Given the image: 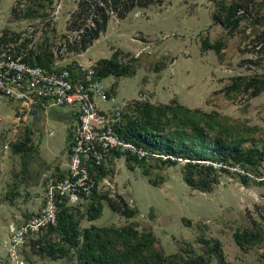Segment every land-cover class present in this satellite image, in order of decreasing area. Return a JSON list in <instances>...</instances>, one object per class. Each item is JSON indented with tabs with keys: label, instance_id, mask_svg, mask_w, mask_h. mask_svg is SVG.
<instances>
[{
	"label": "rangeland",
	"instance_id": "1",
	"mask_svg": "<svg viewBox=\"0 0 264 264\" xmlns=\"http://www.w3.org/2000/svg\"><path fill=\"white\" fill-rule=\"evenodd\" d=\"M78 1L0 0V35L13 31L17 40L8 45L14 51L43 50L45 57L60 65L82 57L99 60L116 50L132 74L112 76L109 96L116 84L120 98L138 92L154 103L178 98L203 117L169 115L164 131L174 139L163 147L153 143L154 156L142 160L113 156L108 162L113 172L109 183L101 180L100 191L82 208L71 209L72 223L79 231L95 225L133 230L137 238L153 234L156 240L150 249L138 252L137 260L128 264H147L158 257L161 264L167 260L185 264L187 255L207 264H264V158L252 166L230 158L167 155L197 137L191 127L195 118L202 126L206 150L220 142L239 150L264 144V18L245 17L237 28L228 30L213 22L218 0H160L134 8L122 19L111 15L105 31L76 53L68 49L67 41L77 35L68 22L78 10ZM215 41L222 42L219 51L203 45ZM256 88L261 90L253 94ZM61 137L56 134L47 141L60 152L65 146ZM7 150L13 152L10 144ZM206 160L215 165H207ZM109 199L121 208L112 210ZM98 203L100 211L89 219L91 205ZM124 207L133 213L122 212ZM234 231L251 233L243 249L234 241ZM100 236L115 255H134L135 240L130 236L124 241L110 231ZM208 238L219 242L218 255L202 242ZM47 244L52 246L50 254L37 244H27L29 264H76L72 246L62 240ZM60 246L62 253L56 250Z\"/></svg>",
	"mask_w": 264,
	"mask_h": 264
},
{
	"label": "trees",
	"instance_id": "2",
	"mask_svg": "<svg viewBox=\"0 0 264 264\" xmlns=\"http://www.w3.org/2000/svg\"><path fill=\"white\" fill-rule=\"evenodd\" d=\"M155 1L160 0H79L78 10L72 14L71 19L68 22V27L70 29L77 30V35L73 40L67 41L68 49L76 53L84 51L92 44L93 40L98 38L101 32L105 31L108 19L111 15H115L122 19L125 18L127 13L132 9L146 8ZM215 12H219L220 15L217 16L216 13L212 14L214 23H218L228 30L235 29L245 17H254L255 20H262L264 18V0H218ZM16 40L17 37L13 31L5 30L0 36V44L2 43L4 48H6L8 43ZM221 43V41H215L213 43L206 42L203 45H205V48H213L214 50L219 51ZM44 54L43 50L39 53H24V59L32 64H40L48 67L54 65V62L49 60L48 57H45ZM95 69L97 75L101 79L110 75L119 77L121 75L126 76L132 74L130 66L118 58V52L116 50L111 53L110 57L97 60ZM259 90L261 89L256 88L253 94L257 93ZM199 112L198 109L186 107L178 103L176 100H171L168 103H153L147 99L144 102H137L126 108L120 118L113 122V126L115 131L122 137L141 145L149 153H155L152 146L153 143L163 147L168 145L171 138L174 139L172 135H170L171 133L164 131V122L168 120L169 115L175 117L178 116L179 119L181 117H183V119L184 117H189L188 114H191L194 117H203ZM196 119L197 118L192 119L191 127H193V134L197 135V137L191 140L189 146H179L168 150V157L171 158L172 156V159L176 157L189 159L210 158L222 159L224 161L230 158L236 163H248L252 166H257L259 161L264 158V144H262L261 147L253 146L248 150H239L229 147V144L225 145V143L220 142L218 144H212V148L206 150V147L204 146L205 138L201 136L203 134L202 126ZM25 142L26 141L17 143L10 142V146L12 149H27L29 146ZM126 156L135 160H142L137 159L132 155ZM111 158L112 156L108 161H110ZM208 169L212 170L213 168L210 165ZM96 170V177L98 180H101L106 175L111 176L113 174L109 164H102L101 166H98ZM98 191L100 190H94L85 201L89 200ZM108 203L112 210H119L121 208L112 199H109ZM82 207L83 204L82 206L62 205L57 214L56 223L44 230L41 235L36 238H31L28 243L32 246L37 244L38 248L44 253L50 254L52 253V246L49 247L47 243L50 241L55 242L62 240L63 243H67L75 249L76 264H128L131 259L137 260L136 254L138 252L148 251L156 240L155 236L149 232L144 233L140 238H137L135 235L136 232L126 228H103L90 225L79 231L76 228V224L72 223L71 209ZM101 207L102 205L100 203L91 205L88 216L89 219L96 217L97 212L100 211ZM122 212H125L127 215L133 213V211L127 207H124ZM106 231L114 233L116 238L122 239L123 241L127 236L133 238V240H135L133 246L134 255H129L126 252L115 255L106 244L108 240H104V238L100 236V232ZM58 232H60V234L62 233V235H57ZM250 235L251 233L245 231H234L233 238L243 249L245 240H248ZM55 237H57V239H54ZM202 242L208 246L211 252L217 254L216 251L219 246L217 240H214L212 243V239L208 238L202 239ZM56 250L62 253V246ZM180 251L187 255V250L185 248H182ZM24 254L27 259L26 253ZM219 260H221V255H219ZM160 261L161 258L158 257V260L150 261L147 264H161ZM165 264H169L168 260L165 261ZM185 264H207V261L200 257L198 258L196 256L187 255Z\"/></svg>",
	"mask_w": 264,
	"mask_h": 264
},
{
	"label": "built area",
	"instance_id": "3",
	"mask_svg": "<svg viewBox=\"0 0 264 264\" xmlns=\"http://www.w3.org/2000/svg\"><path fill=\"white\" fill-rule=\"evenodd\" d=\"M95 66L93 61L77 60L64 65L54 63L50 67L32 64L24 59V53L0 44V100L19 104L25 111L36 106L69 107L75 118L66 173L48 175L39 208L18 222L7 224V264H29L24 254L29 240L56 223L61 206H82L94 190L100 189L101 180L109 183L112 175L98 180L96 168L108 164L111 156L132 155L143 159L156 155L119 135L113 126L126 108L146 101L147 94L138 92L133 98L115 100L109 96ZM97 99L111 103L99 107ZM22 119V114L14 115L15 122ZM205 163L212 162L206 160Z\"/></svg>",
	"mask_w": 264,
	"mask_h": 264
},
{
	"label": "crops",
	"instance_id": "4",
	"mask_svg": "<svg viewBox=\"0 0 264 264\" xmlns=\"http://www.w3.org/2000/svg\"><path fill=\"white\" fill-rule=\"evenodd\" d=\"M108 57L110 56L102 58ZM77 61H97V59L82 57L77 58ZM112 76L102 79L107 89L110 85L109 80L115 81ZM114 92L111 97L118 101L136 96L120 98L116 84ZM148 99L150 100L149 97ZM171 100L193 108L182 103L178 98H171L168 102ZM110 103L111 101L102 102L97 99L99 107L108 106ZM0 112L2 114L0 119V264H7V224L18 222L20 218L27 217L39 208L48 175L62 176L66 173L70 133L75 118L73 110L69 107L36 106L25 111L19 104L5 100H0ZM15 114H22L24 119L15 122ZM56 134H60L62 142L65 143L61 152L54 150L47 142L49 137ZM22 141H26L25 143L29 146L27 149L11 147L13 152L9 154L8 147L3 148L5 143Z\"/></svg>",
	"mask_w": 264,
	"mask_h": 264
}]
</instances>
